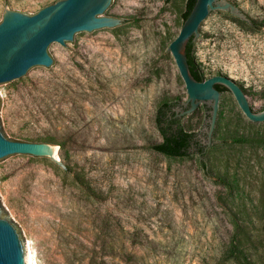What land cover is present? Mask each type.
I'll list each match as a JSON object with an SVG mask.
<instances>
[{
  "label": "rangeland",
  "instance_id": "rangeland-1",
  "mask_svg": "<svg viewBox=\"0 0 264 264\" xmlns=\"http://www.w3.org/2000/svg\"><path fill=\"white\" fill-rule=\"evenodd\" d=\"M59 0H0L34 14ZM188 0H117L118 31L85 34L0 91L4 132L49 142L55 158L0 162V207L32 264H239L264 260V121L223 88L202 155H167L156 115L189 95L169 49ZM203 20L193 55L204 79L226 75L264 110V0H223ZM223 86V85H222ZM208 106L181 118L207 140ZM205 162V164H204ZM254 246L253 248H248Z\"/></svg>",
  "mask_w": 264,
  "mask_h": 264
},
{
  "label": "water",
  "instance_id": "water-1",
  "mask_svg": "<svg viewBox=\"0 0 264 264\" xmlns=\"http://www.w3.org/2000/svg\"><path fill=\"white\" fill-rule=\"evenodd\" d=\"M223 0H197L184 25L170 43L180 74L189 95L187 102L174 107L182 118L200 103L208 106L210 123L205 147L211 143L222 91L217 84L228 87L246 116L255 122L264 121V110L255 111L241 86L226 75H214L198 80L191 72L187 44L199 34L203 20L216 7L232 8ZM117 0H59L34 14L7 9L0 22V91L38 70H56L53 50L69 47L85 34H103L109 29L118 31L122 22L107 16ZM5 104L0 95V162L14 158H55V144L8 138L4 132ZM194 149V148H193ZM0 207V264H32L28 242L14 224L2 218Z\"/></svg>",
  "mask_w": 264,
  "mask_h": 264
},
{
  "label": "trees",
  "instance_id": "trees-1",
  "mask_svg": "<svg viewBox=\"0 0 264 264\" xmlns=\"http://www.w3.org/2000/svg\"><path fill=\"white\" fill-rule=\"evenodd\" d=\"M197 0H188L187 9L184 12L185 20L188 18L191 13ZM193 43L191 39L187 44V56L190 64V69L194 77L198 80H204L202 71L200 70L195 57L193 55ZM217 87L222 91L224 86L217 84ZM177 102H164L162 103L157 111L156 121L159 127V130L163 136L161 142L156 144L154 147L167 154L172 156H186L190 154L194 149L196 152L205 154V147L200 143L198 139L195 138L196 133L188 131L184 128L181 118L176 116L174 110ZM194 148V149H193ZM205 164V162H204ZM254 246H249L248 248H253ZM234 257L239 264H264V260L261 258H253L252 256L245 259H241L238 254V245H234Z\"/></svg>",
  "mask_w": 264,
  "mask_h": 264
},
{
  "label": "bare ground",
  "instance_id": "bare-ground-1",
  "mask_svg": "<svg viewBox=\"0 0 264 264\" xmlns=\"http://www.w3.org/2000/svg\"><path fill=\"white\" fill-rule=\"evenodd\" d=\"M55 148L58 151V146L57 145L55 146ZM29 251H30V257H31V250H30V248H29ZM31 261H32V257H31Z\"/></svg>",
  "mask_w": 264,
  "mask_h": 264
},
{
  "label": "flooded vegetation",
  "instance_id": "flooded-vegetation-1",
  "mask_svg": "<svg viewBox=\"0 0 264 264\" xmlns=\"http://www.w3.org/2000/svg\"><path fill=\"white\" fill-rule=\"evenodd\" d=\"M195 138H196V136H195ZM197 139V138H196Z\"/></svg>",
  "mask_w": 264,
  "mask_h": 264
}]
</instances>
